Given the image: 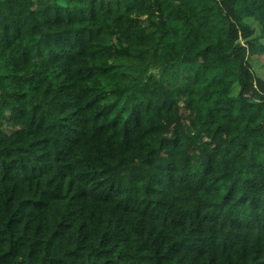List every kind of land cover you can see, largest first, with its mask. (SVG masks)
I'll return each instance as SVG.
<instances>
[{
  "label": "trees",
  "instance_id": "obj_1",
  "mask_svg": "<svg viewBox=\"0 0 264 264\" xmlns=\"http://www.w3.org/2000/svg\"><path fill=\"white\" fill-rule=\"evenodd\" d=\"M254 48L264 64V0H0V259L34 223L40 264H133L131 249L185 231L170 251L226 264L239 248L264 264ZM129 131L143 168L123 181L103 164L76 170L92 136ZM189 163L201 188L178 175Z\"/></svg>",
  "mask_w": 264,
  "mask_h": 264
},
{
  "label": "clouds",
  "instance_id": "obj_2",
  "mask_svg": "<svg viewBox=\"0 0 264 264\" xmlns=\"http://www.w3.org/2000/svg\"><path fill=\"white\" fill-rule=\"evenodd\" d=\"M43 98H38L37 102L42 101ZM127 141V146H125L124 141ZM143 141L141 137L133 131H129L127 137L121 132L119 135L113 139L112 133H105L103 137L92 136L90 142L87 145L86 150H79L78 154L73 157L72 163L74 164L76 170L87 171L89 165L98 166L103 164L105 167L109 168V175L114 178H119L121 181L125 180L127 174L132 169H140L145 165L142 163L145 160V150L141 147ZM187 172L191 177L195 185L201 188V172L200 164L189 163L187 165L182 164L181 170L178 172L179 176H183ZM216 175H221L217 172ZM72 179H76L73 175ZM84 179H88L84 177ZM215 176L211 177L208 183H211ZM141 182V186H142ZM59 191V190H57ZM203 193L200 192L199 195ZM191 197V192L186 193ZM66 202V201H64ZM0 213L6 217L8 212H4L0 208ZM28 221L32 220V217H26ZM0 228H3V224H0ZM23 224L21 225V229ZM36 232L35 224L33 223L28 232H23L17 230L15 234L12 235V239H17L18 236H23L25 238V244L23 249L20 251L19 255L14 258L8 257L5 259H0V264H40L39 259L36 256L29 257L27 255L29 246H35L34 242L41 239L39 234L33 235ZM4 235H7V230H5ZM182 236H187V231L181 234ZM181 235L168 234V239L164 240L159 246H153L151 240L146 242L147 251L140 252L136 248L131 249L133 252V264H208L210 258V253L205 252L203 256L197 255L195 252H190L186 248H179L178 251H170L171 246L175 241L181 239ZM29 237H31L29 239ZM46 238V237H43ZM139 243V241L137 242ZM3 251H7V242L0 244V255ZM251 255H256V250H249ZM42 255V253H41ZM249 264V258H242L240 256V249H236L235 256L231 253L228 255V261L226 264Z\"/></svg>",
  "mask_w": 264,
  "mask_h": 264
},
{
  "label": "rangeland",
  "instance_id": "obj_3",
  "mask_svg": "<svg viewBox=\"0 0 264 264\" xmlns=\"http://www.w3.org/2000/svg\"><path fill=\"white\" fill-rule=\"evenodd\" d=\"M141 20L143 19V17L140 18ZM251 53H254V58H255V63H254V68H258L257 72L262 75V77H264V64H263V53H261L257 48H254L251 50ZM154 72H157V70L155 69ZM180 116L181 119L185 122L186 117H187V110L184 108L182 102L180 103Z\"/></svg>",
  "mask_w": 264,
  "mask_h": 264
},
{
  "label": "water",
  "instance_id": "obj_4",
  "mask_svg": "<svg viewBox=\"0 0 264 264\" xmlns=\"http://www.w3.org/2000/svg\"><path fill=\"white\" fill-rule=\"evenodd\" d=\"M246 42H244V44H245Z\"/></svg>",
  "mask_w": 264,
  "mask_h": 264
}]
</instances>
